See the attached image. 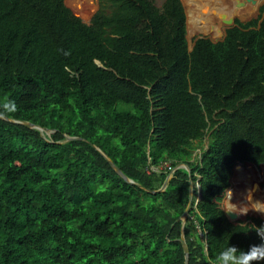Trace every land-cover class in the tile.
Segmentation results:
<instances>
[{
	"label": "trees",
	"instance_id": "1",
	"mask_svg": "<svg viewBox=\"0 0 264 264\" xmlns=\"http://www.w3.org/2000/svg\"><path fill=\"white\" fill-rule=\"evenodd\" d=\"M97 6L85 24L63 0H0V114L51 131L0 119V264H184L181 236L187 264H215L260 244L261 220L218 201L237 163L264 164V6L191 51L179 0ZM92 146L150 191L185 164V224V169L149 193Z\"/></svg>",
	"mask_w": 264,
	"mask_h": 264
},
{
	"label": "rangeland",
	"instance_id": "2",
	"mask_svg": "<svg viewBox=\"0 0 264 264\" xmlns=\"http://www.w3.org/2000/svg\"><path fill=\"white\" fill-rule=\"evenodd\" d=\"M64 1V4L73 12V14L75 16H77L78 18L81 19V21L85 24H88L91 17L93 16V14L95 13V11L97 10V0H74L75 2L78 3V5L74 4V1H71L72 4L67 5L66 1ZM155 3V5H160L161 0H151ZM234 1V0H231ZM70 2V1H69ZM182 4L184 5L186 14L188 16L191 15V13L193 12V16L194 18H197L198 21H201V23L199 25H192L190 22H188L189 17H186V41H187V47L188 49H191L192 47V43L194 42V40L198 37H206L207 39H209L212 42H217L220 41L223 36H224V29H227L228 27H230L229 25H225L222 24L219 21V16H218V21L220 23H218V21H216L215 18H211L210 20H208L211 24L213 25L212 28L217 30V35H212L210 29L212 28H207L205 26V32L204 29L201 28V26L203 25V23H206L204 19L203 20V16H214L215 14H213V12H217L218 11H224L226 12L224 9H217L218 7H208V4L203 5V3L201 2V0H181ZM228 2H230V0H228ZM80 5V6H79ZM264 5V1L262 2V4L259 6L257 12H256V7H255V11H253V13L256 12L255 16H249V17H245V18H239L240 16H233L235 17L234 19L239 20L240 22H246L249 21L251 19L256 18V16H258V14H260L259 10L260 8ZM192 8H191V7ZM225 8H231L232 6H224ZM189 12V14H188ZM252 15V14H251ZM231 16L227 15L225 16V20H228ZM200 19V20H199ZM202 19V20H201ZM193 22V21H192ZM202 24V25H201ZM219 24V25H217ZM217 26V27H215ZM47 135L49 133H46ZM206 139L203 140V144H202V148L206 147ZM200 148H197L194 152V157L198 158L199 153H200ZM153 171H156L155 169L152 168ZM262 174V176H261ZM259 175L261 176V178L259 179ZM258 186V193L257 196H255L253 194V199H257V197H262L264 195V166L259 165V166H253L251 164H243V165H237L235 168H233L232 173H231V177L229 179V187L231 188L234 192V196H233V203H237L243 200V195L244 193H246L247 189L250 188H254V186ZM196 187V186H195ZM228 196V190H226L224 192L223 197L220 198V200L218 201V207L219 209L223 212V207H224V201ZM262 201H264V199H262ZM237 220H235L234 222H241V223H248L247 218L252 217V218H257L259 220H261L262 224L264 225V218L259 215L257 212L254 211H250L247 215H242V216H237ZM233 222V223H234Z\"/></svg>",
	"mask_w": 264,
	"mask_h": 264
},
{
	"label": "clouds",
	"instance_id": "3",
	"mask_svg": "<svg viewBox=\"0 0 264 264\" xmlns=\"http://www.w3.org/2000/svg\"><path fill=\"white\" fill-rule=\"evenodd\" d=\"M170 173L169 175L172 176L173 172ZM227 190L228 196L224 201L223 212L236 216L247 215L250 211L264 214V201L253 199L255 188L247 189L246 193L242 194L243 200L237 203L232 202L233 190L231 188H227ZM223 195L222 192L220 197H223ZM254 231L262 241L260 244L251 245L247 251L236 246H228L215 257V264H261V262H264V225L255 226Z\"/></svg>",
	"mask_w": 264,
	"mask_h": 264
},
{
	"label": "water",
	"instance_id": "4",
	"mask_svg": "<svg viewBox=\"0 0 264 264\" xmlns=\"http://www.w3.org/2000/svg\"><path fill=\"white\" fill-rule=\"evenodd\" d=\"M245 1H247V2H252V0H245ZM238 6H239V5H238ZM224 18H225V17H223V19H224ZM223 23L226 24V25H232V19L229 18L228 20H225V22L223 21ZM0 119L5 120V121H7V122H9V123L22 125V126H25V127H27V128H30V129H35V130H38V131H40V132L51 133V131H49V130H45V129H43V128L37 126V125H33V124H31V123H26V122H20V121L11 120V119H9V118H7V117L1 115V114H0ZM65 140H66V141H69V140H79V138L65 136ZM92 147H93V148H94V149H95V150H96V151L102 156V158L108 163V165H109V166L111 167V169L117 174V176H118L120 179H122L125 183H127V184H129V185H134V186H137V187H139V188H141V189H144L142 186L136 184L135 182H133L132 180H130L129 178H127V177L121 172V170H120L118 167H116L115 164H114V163H113V162H112V161H111L106 155L103 154V152H101V151H100L98 148H96L95 146H92ZM237 165H242V164L237 163L233 168H235ZM262 166H264V164H263ZM177 168H183V169H185V170L188 172V174H189V201H188V204H187V206H186V208H185L183 214H182V215L180 216V218L178 219V220L181 222V225L183 226V225L185 224V220H186V218H187V216H188V213H189V211H190V209H191V205H192V197H193V186H192V182H191V179H190V172H189L188 167H187L186 165H184V164L177 165V166H175V167L172 169L171 173H172L175 169H177ZM171 173H170V174H171ZM170 178H171V176L168 175V176L166 177L164 183H163L162 186L160 187V189H158L157 191H150V190H147V189H144V190L147 191V192H149V193L162 192V191L165 189V187H166L168 181L170 180ZM199 198H200V193L198 192V194H197V198H196V199H197L196 202L199 200ZM223 214H224V216L226 217V219H227L229 222H231V223L234 222L235 220H237V218H238V217H237L236 215H234V214H228V213H226V212H223ZM179 242H180V244H181V247H182V250H183V253H184V264H187V260H188V249H187V246H186V244H185V241H184L183 236L180 237Z\"/></svg>",
	"mask_w": 264,
	"mask_h": 264
},
{
	"label": "crops",
	"instance_id": "5",
	"mask_svg": "<svg viewBox=\"0 0 264 264\" xmlns=\"http://www.w3.org/2000/svg\"><path fill=\"white\" fill-rule=\"evenodd\" d=\"M180 1V3H181V6H182V8H183V12H184V17H185V39H186V31H187V29H186V17L188 18L189 16L186 14V11H185V8H184V5L182 4V2H181V0H179ZM221 1L222 0H220V1H215V0H201V2L203 3V5H205V4H208V7H213V8H215V7H217V6H222V7H224V6H232V7H234L235 5L236 6H238V5H240V6H243L244 4H247V1H245V0H234V1H231L230 0V2H228V0H223L224 1V3L222 4L221 3ZM264 0H260V2H258L257 3V7H256V12H257V10H258V8H259V6L262 4V2H263ZM249 3V2H248ZM251 3V5L252 4H254L255 3V0H252V2H250ZM217 5V6H216ZM264 6V5H263ZM262 6V7H263ZM191 7V6H190ZM261 7V8H262ZM192 8V7H191ZM260 8V9H261ZM226 11V10H225ZM227 12V11H226ZM256 12L255 13H252V15H250V17L251 16H255V14H256ZM259 12H260V10H259ZM225 12L224 11H218V14L216 15L215 14V12H213V14H215V17L214 16H203V19H207V20H205L207 23H210L208 20H210L212 17L213 18H215L216 19V21H218V19H219V21L220 20H222L223 19V17H225V14H224ZM188 14H189V12H188ZM260 14H258V16H259ZM218 16H219V18H218ZM236 16H238V15H236ZM258 16H256V18L258 17ZM264 16V11H263V13L261 14V18ZM218 18V19H217ZM231 19H232V25H229V26H233V23H234V21L235 20H237V19H234L235 17H233V16H231L230 17ZM239 18H245V16L244 17H239ZM256 18H254V19H256ZM254 19H251V20H254ZM218 21V23H222V24H224L222 21H220L219 22ZM239 21V20H238ZM250 21V20H249ZM240 22V21H239ZM246 22H248V21H246ZM241 23H245V22H241ZM217 25H219V24H217ZM226 25V24H225ZM215 27H217V26H215ZM218 28V27H217ZM229 28V27H228ZM219 29V28H218ZM225 30L226 29H224V35H225ZM197 38H206V37H201V36H198ZM196 38V39H197ZM223 38H224V36H223ZM222 38V39H223ZM221 39V40H222ZM187 42V41H186ZM212 42V41H211ZM192 45H193V43H192ZM188 48V47H187ZM191 49H192V47H191ZM191 49H188V51H191ZM233 223V222H232Z\"/></svg>",
	"mask_w": 264,
	"mask_h": 264
},
{
	"label": "bare ground",
	"instance_id": "6",
	"mask_svg": "<svg viewBox=\"0 0 264 264\" xmlns=\"http://www.w3.org/2000/svg\"><path fill=\"white\" fill-rule=\"evenodd\" d=\"M215 1H220V0H215ZM258 2H260V0H255V3L254 4H252L251 5V3L249 2H247V4H244L243 6H234V7H231V8H225V7H222V6H217L218 8L217 9H224V10H226L227 12H225L224 14H225V16H227V15H229V16H236V15H239V16H241V17H249L252 13H253V11H255V7H256V5H257V3ZM221 3L223 4L224 3V1L222 0L221 1ZM193 14V12L191 13V15L189 16V21L188 22H190L192 25H199L200 23H201V21H198V19L197 18H194V16L192 15ZM215 14L217 15L218 13L217 12H215ZM200 20V19H199ZM202 20V19H201ZM204 20V19H203ZM193 21V22H192ZM220 21H224L225 22V18L224 19H222V20H220ZM200 22V23H199ZM206 22V21H205ZM202 25V24H201ZM205 26L207 27V28H212L213 27V25H211V24H209V23H203V25L201 26V28H203L204 29V32H205ZM210 31H211V33H212V35H217V30L216 29H214V28H212V29H210Z\"/></svg>",
	"mask_w": 264,
	"mask_h": 264
}]
</instances>
